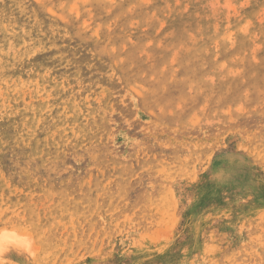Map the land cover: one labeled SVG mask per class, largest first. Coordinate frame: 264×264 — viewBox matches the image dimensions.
<instances>
[{"label":"rangeland","instance_id":"rangeland-1","mask_svg":"<svg viewBox=\"0 0 264 264\" xmlns=\"http://www.w3.org/2000/svg\"><path fill=\"white\" fill-rule=\"evenodd\" d=\"M0 128V264H264V0H0Z\"/></svg>","mask_w":264,"mask_h":264},{"label":"bare ground","instance_id":"bare-ground-1","mask_svg":"<svg viewBox=\"0 0 264 264\" xmlns=\"http://www.w3.org/2000/svg\"><path fill=\"white\" fill-rule=\"evenodd\" d=\"M138 1V0H137ZM52 10V9H51ZM53 11V10H52ZM53 14V13H52ZM54 14H57V13H55L54 12ZM58 15V14H57ZM14 17V16H13ZM58 17H59V15H58ZM61 17V16H60ZM61 19V18H60ZM250 23H252V22H250ZM34 58V57H33ZM115 64V63H114ZM21 70V69H20ZM111 72V71H110ZM50 76V75H49ZM38 81H39V79H37ZM63 83V82H62ZM138 86H140V85H138ZM142 86V85H141ZM140 86V87H141ZM134 89V88H133ZM136 90V89H135ZM139 92V91H138ZM137 92V93H138ZM60 96V95H59ZM58 99V98H57ZM85 101V100H84ZM19 102V101H18ZM35 108V107H34ZM19 110V109H18ZM26 112V111H25ZM62 112V111H61ZM31 113V112H30ZM153 112L151 111V114H152ZM73 115V114H72ZM35 117V116H34ZM51 117V116H50ZM38 120H39V118H38ZM58 120H60V119H58ZM91 120V119H90ZM103 121V120H102ZM87 122V121H86ZM49 125V124H48ZM47 125V126H48ZM72 126V125H71ZM1 129V128H0ZM173 130V129H172ZM177 132V131H176ZM55 133V132H54ZM178 133V132H177ZM67 134V133H66ZM165 134V133H164ZM183 136V135H182ZM168 137H169V135H168ZM171 137V136H170ZM187 137V136H186ZM202 138V137H201ZM221 138V137H220ZM183 139V138H182ZM187 139V138H186ZM212 139V138H211ZM47 140V139H46ZM174 140V139H173ZM68 141V140H67ZM170 141H171V139H170ZM178 142V141H177ZM164 146H166V145H164ZM105 158V157H104ZM195 164V163H194ZM197 164H198V162H197ZM175 168V167H174ZM151 169V168H150ZM158 174V173H157ZM183 177V176H182ZM168 182V181H167ZM0 195H1V193H0ZM3 205V204H2ZM1 206V205H0Z\"/></svg>","mask_w":264,"mask_h":264}]
</instances>
